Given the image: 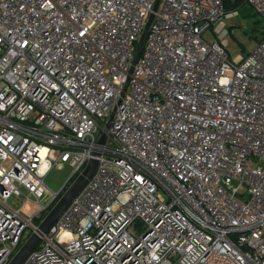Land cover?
<instances>
[{
  "label": "built area",
  "instance_id": "2783aa9c",
  "mask_svg": "<svg viewBox=\"0 0 264 264\" xmlns=\"http://www.w3.org/2000/svg\"><path fill=\"white\" fill-rule=\"evenodd\" d=\"M155 2L0 0V264L46 216L49 174L92 158L23 264H264V35L232 60L204 35L239 9L164 0L131 73Z\"/></svg>",
  "mask_w": 264,
  "mask_h": 264
},
{
  "label": "rangeland",
  "instance_id": "374dc122",
  "mask_svg": "<svg viewBox=\"0 0 264 264\" xmlns=\"http://www.w3.org/2000/svg\"><path fill=\"white\" fill-rule=\"evenodd\" d=\"M164 0H161V5ZM225 26L222 32L223 38H220V33L216 32V27L208 31L204 36L209 42L214 41H226V50L232 60H235L238 56L243 58L250 54L257 46L259 40L264 35V21L262 17L256 14L249 5H243L239 8V13L233 17L225 20ZM70 169L67 167L63 169H54L48 176L46 183L48 189L44 197L40 200L44 206H47L53 199V191H59L61 187L68 180ZM25 195L27 192L23 191ZM32 202L27 203L23 209V213L26 216L32 217L37 212L36 199H32ZM22 199L16 198L14 202L20 204ZM28 235V233H27Z\"/></svg>",
  "mask_w": 264,
  "mask_h": 264
},
{
  "label": "water",
  "instance_id": "95a60500",
  "mask_svg": "<svg viewBox=\"0 0 264 264\" xmlns=\"http://www.w3.org/2000/svg\"><path fill=\"white\" fill-rule=\"evenodd\" d=\"M161 0H156L153 8V12L150 14L146 26L144 28L141 39L138 43L134 59L132 62V67L130 72H133L134 66L137 63V60L141 54L143 49L145 40L148 35V31L151 23L155 18V12L158 11ZM115 111L112 113L110 119L105 125V130H102L99 135L98 143L104 145L108 139V130L113 126V118ZM95 156H101V152H95ZM98 159L92 158L84 168V170L77 176L72 183L67 187V189L62 193L59 197L61 190L69 183V180L61 187V189L56 192L54 199L46 206L48 212L46 216L40 222L38 229L28 237V239L24 242V244L19 248L16 254L13 256L11 261L8 264H23L26 259L38 248L42 241L41 235L47 234L60 219L65 210L70 206L73 200L78 196V194L83 190V188L87 185L90 179L94 176L97 167H98ZM58 198V199H57ZM57 199V200H56Z\"/></svg>",
  "mask_w": 264,
  "mask_h": 264
},
{
  "label": "trees",
  "instance_id": "16d2710c",
  "mask_svg": "<svg viewBox=\"0 0 264 264\" xmlns=\"http://www.w3.org/2000/svg\"><path fill=\"white\" fill-rule=\"evenodd\" d=\"M224 3H225V7H226L227 11H233V10H238L239 8H241L244 5V0H224ZM72 181H73V179L71 181H69V183L66 185V187H64V191L72 183ZM62 193L59 195V197L62 195ZM34 222L36 225H39L41 222V218H35Z\"/></svg>",
  "mask_w": 264,
  "mask_h": 264
}]
</instances>
